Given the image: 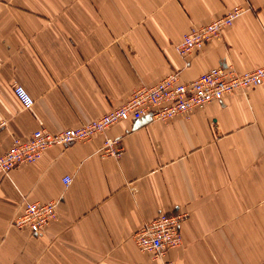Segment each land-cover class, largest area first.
<instances>
[{"label":"crops","instance_id":"crops-1","mask_svg":"<svg viewBox=\"0 0 264 264\" xmlns=\"http://www.w3.org/2000/svg\"><path fill=\"white\" fill-rule=\"evenodd\" d=\"M232 5L242 11L218 37L176 52L184 31ZM261 64L264 0H0V153L13 136L79 125L169 72L186 81ZM106 136L118 155L102 152ZM54 198L40 232L10 224L23 199ZM175 209L187 216L165 253L172 264H264V83L186 117L119 120L11 168L0 178V264H159L131 233Z\"/></svg>","mask_w":264,"mask_h":264},{"label":"built area","instance_id":"built-area-1","mask_svg":"<svg viewBox=\"0 0 264 264\" xmlns=\"http://www.w3.org/2000/svg\"><path fill=\"white\" fill-rule=\"evenodd\" d=\"M242 11L239 5L230 6L224 13L202 24L192 25L175 44L176 52L185 56L218 37L222 28L231 24ZM264 83V64L238 71L232 65L212 66L197 73L189 80L178 79L176 71L169 72L151 84L137 83L121 103L108 108L96 117L76 126L50 131L44 127L32 129L23 136L11 137L6 150L0 153V178L21 163H29L40 157L42 151L53 144H66L73 140H85L103 133L114 122L146 117L147 120H168L177 115L188 116L193 109H201L206 103L220 100L225 94L248 89ZM13 95L21 107L28 108L32 97L19 83L11 86ZM102 152L118 155L121 145L118 137H104ZM70 176L65 174L61 181L66 185ZM58 198L46 201L23 199L21 211L10 220V224L38 233L57 216ZM187 216L182 209L162 211L143 221L132 233L136 247L146 252L159 264H172L165 258L166 250L180 243L179 227ZM255 264H263L256 262Z\"/></svg>","mask_w":264,"mask_h":264},{"label":"water","instance_id":"water-1","mask_svg":"<svg viewBox=\"0 0 264 264\" xmlns=\"http://www.w3.org/2000/svg\"><path fill=\"white\" fill-rule=\"evenodd\" d=\"M146 118V117H145ZM147 119V118H146Z\"/></svg>","mask_w":264,"mask_h":264}]
</instances>
